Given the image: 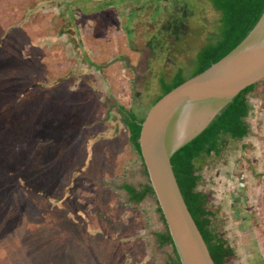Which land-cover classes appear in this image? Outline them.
<instances>
[{"label":"rangeland","instance_id":"1","mask_svg":"<svg viewBox=\"0 0 264 264\" xmlns=\"http://www.w3.org/2000/svg\"><path fill=\"white\" fill-rule=\"evenodd\" d=\"M121 1L0 0V264L174 258L156 236L166 227L154 195L130 200L122 187L148 183L123 118L145 116L177 67L190 75L219 12L209 0H183L188 16L174 39L165 30L174 0H152L150 63L148 5L121 17L129 4ZM146 64L152 95L137 97L146 89L134 78ZM249 94L248 134L223 136L219 152L201 160L197 185L213 229L234 250L228 264H264V78Z\"/></svg>","mask_w":264,"mask_h":264},{"label":"water","instance_id":"2","mask_svg":"<svg viewBox=\"0 0 264 264\" xmlns=\"http://www.w3.org/2000/svg\"><path fill=\"white\" fill-rule=\"evenodd\" d=\"M264 78V10L227 54L161 96L141 122L142 163L180 264H214L187 205L171 155L197 136L245 87Z\"/></svg>","mask_w":264,"mask_h":264},{"label":"trees","instance_id":"3","mask_svg":"<svg viewBox=\"0 0 264 264\" xmlns=\"http://www.w3.org/2000/svg\"><path fill=\"white\" fill-rule=\"evenodd\" d=\"M209 1L215 10L219 12L214 35L208 38L191 58L190 64L194 63L195 67L189 76L183 74L182 67H177L178 69L169 80L162 78L160 82L162 85L161 94L157 95L153 104L185 79L201 72L232 50L248 34L264 10V0ZM66 8L69 13L68 17H71L68 4ZM255 84H251L237 93L197 136L177 149L170 158L184 201L207 244L214 264H228L227 260L234 254V250L226 239L219 236L212 227L211 217L213 213L206 207L207 196L197 189L201 176L198 173L196 160L202 154L212 155L217 153L221 135L226 134L232 139H240L248 133L249 128L245 122L249 108L247 101L249 92ZM144 117L138 116L132 110H127L123 118L129 132V142L141 163L139 134ZM142 166L146 173L143 163ZM122 187L128 193L130 200L139 201L146 194L153 195L149 183L144 184L139 190L129 184H123ZM157 210L164 222L160 208L157 207ZM158 237L162 243H172L167 229L164 233H159ZM173 253L174 261H172V264H180L174 248Z\"/></svg>","mask_w":264,"mask_h":264},{"label":"flooded vegetation","instance_id":"4","mask_svg":"<svg viewBox=\"0 0 264 264\" xmlns=\"http://www.w3.org/2000/svg\"><path fill=\"white\" fill-rule=\"evenodd\" d=\"M141 1V0H140ZM143 1V0H142ZM139 2V0H122L119 3V7L124 6L126 3H129L128 5H126V12L123 13L122 15L119 16H129L131 14H133L135 12V10H141L140 7H144L146 5H148V10H149V21H150V30H149V38L147 41V54L145 55L147 60L150 61V63H152V52H155L154 50V45H152V0H145L143 4H137ZM173 3V5L170 4L171 6V12H170V19L167 18L165 21V30L166 32H170L171 34H173V38L177 39L178 35L176 33L178 32H183V27H184V19L188 16V3L187 2H183V0H174L171 1ZM162 10L165 11L166 7L162 6L161 8ZM178 14V15H176ZM118 16V17H119ZM135 22H140V12L136 15H133V17H131V21L129 24H133ZM123 31L125 32L126 35H128L130 32H133V34L136 33L135 27L133 25H129L124 27V25H122ZM138 55H140V51H138ZM144 54H142L143 56ZM167 60L169 61L168 57ZM138 67H140V61H138ZM138 71H142V75L139 73L140 76H135L134 81L136 79V81L138 82H142V84L145 86V93L142 94V90L141 91H137L136 92V96L137 97H146L149 96V94L152 95V85L151 84H147L146 82H152V65L150 64H146L143 68L138 69ZM148 73V75H147ZM151 88V89H150Z\"/></svg>","mask_w":264,"mask_h":264},{"label":"crops","instance_id":"5","mask_svg":"<svg viewBox=\"0 0 264 264\" xmlns=\"http://www.w3.org/2000/svg\"><path fill=\"white\" fill-rule=\"evenodd\" d=\"M250 93V92H249ZM252 99V96H250V94L248 95V101H250ZM247 101V102H248ZM248 104H249V102H248ZM249 106V105H248ZM249 112H250V106H249V108H248V112H247V115H246V117H245V122H246V124L248 125V123H249V118H250V115H249ZM249 132V131H248ZM248 134V133H247ZM246 134V135H247ZM246 135L244 136V137H246ZM223 136H226V134H224V135H221V137H220V139L223 137ZM228 136V135H227ZM230 137V136H229ZM243 137V138H244ZM219 139V140H220ZM232 139V138H231ZM239 139V138H238ZM220 146H221V143H220V141H219V145H218V151H217V153L219 152V150H220ZM217 153H215V154H212V155H216ZM204 156H209V155H207V154H202L201 156H199L198 158H197V160H196V166H197V169H198V173L200 174V176H201V173H200V163H201V160L203 159V157ZM201 179H202V176H201V178H200V180L199 181H201ZM155 209H157V203H156V200H155V204H154V211H155ZM159 233H162V232H156V236L158 237V234ZM159 238V237H158ZM160 244H165V243H168V242H164V243H162L161 242V240L160 241H158ZM169 245H170V248L173 250V248H172V245L170 244V243H168ZM172 261H174V258H170V260H169V264H172Z\"/></svg>","mask_w":264,"mask_h":264}]
</instances>
